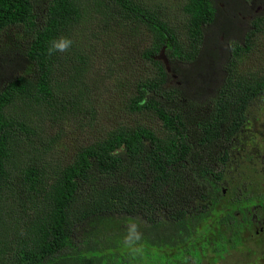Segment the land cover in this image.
<instances>
[{"label": "trees", "instance_id": "obj_1", "mask_svg": "<svg viewBox=\"0 0 264 264\" xmlns=\"http://www.w3.org/2000/svg\"><path fill=\"white\" fill-rule=\"evenodd\" d=\"M176 1L177 24L152 1L49 0L39 25L32 0H0V32L21 27L30 37V70L0 93V264L218 263L244 245L254 214L264 239V139L258 169L227 150L204 162L206 150L233 147L253 109L264 134V65L239 69L264 32V0ZM88 17L103 19L97 34L78 33ZM116 26L150 35L141 58L153 77L136 86L128 111L150 114L159 128L119 125L65 162L50 130L70 111L94 110L84 40L95 45ZM61 37L72 47L49 56ZM181 100L213 105L197 123V144L169 108ZM238 165L249 171L237 179Z\"/></svg>", "mask_w": 264, "mask_h": 264}, {"label": "rangeland", "instance_id": "obj_2", "mask_svg": "<svg viewBox=\"0 0 264 264\" xmlns=\"http://www.w3.org/2000/svg\"><path fill=\"white\" fill-rule=\"evenodd\" d=\"M152 1V3H151ZM38 23L45 20V14L49 0H32ZM154 5L160 15L167 16L176 24L181 23V3L176 0H145ZM91 22L83 23L80 31L87 33L97 31L103 26L100 17H88ZM82 39V38H80ZM151 38L143 29L135 26L112 27L110 32L99 35L95 45L84 40L85 48H88L90 71H86L88 79L86 90L90 103L94 110L83 106L75 111L68 112V116L50 130V135H59L58 155L67 162L78 147L95 142L102 138L108 130L119 125L143 124L154 129L159 128V123L150 114H132L128 111L129 100L136 93V86L146 79L153 77V68L141 58L142 51L148 46ZM30 43L29 35L21 27H10L0 32V93L5 89L7 82L25 75L30 70V64L24 57V51ZM163 58V57H162ZM164 59V58H163ZM264 65V32L254 38L253 49L243 61L239 63L242 72H255ZM212 103L204 105H191L188 101L181 100L169 108L181 113L190 132V140L197 144L200 129L197 123L208 120L212 114ZM135 118V119H134ZM248 126L238 133L233 139V147L224 144L221 148L206 150L208 156L204 160L207 163L210 157L213 160L228 151L229 156L235 160L249 155L253 158L250 168L258 169V149L264 139V134H258V111L253 109ZM157 126V127H156ZM264 150V147H263ZM59 160V158H58ZM259 166L261 163L259 162ZM254 167V168H255ZM221 170L224 166H221ZM232 171V169H231ZM249 170L237 167V179L246 175ZM252 178V179H251ZM250 180L258 183V176L252 175ZM253 182V183H254ZM256 195H258V186ZM256 223L250 232L244 235V245L229 252L218 263V258L205 259L203 264H264V239L261 235L251 238L258 231Z\"/></svg>", "mask_w": 264, "mask_h": 264}, {"label": "clouds", "instance_id": "obj_3", "mask_svg": "<svg viewBox=\"0 0 264 264\" xmlns=\"http://www.w3.org/2000/svg\"><path fill=\"white\" fill-rule=\"evenodd\" d=\"M72 40L61 37L59 40H53L51 46L47 49V54L52 56L56 52L65 53L72 47Z\"/></svg>", "mask_w": 264, "mask_h": 264}, {"label": "flooded vegetation", "instance_id": "obj_4", "mask_svg": "<svg viewBox=\"0 0 264 264\" xmlns=\"http://www.w3.org/2000/svg\"><path fill=\"white\" fill-rule=\"evenodd\" d=\"M253 220H254V222L258 223V217H257L255 214L253 215ZM261 229H264V228L262 227ZM263 231H264V230H263ZM263 231H262V232H263ZM255 235L258 236V231L256 232Z\"/></svg>", "mask_w": 264, "mask_h": 264}, {"label": "bare ground", "instance_id": "obj_5", "mask_svg": "<svg viewBox=\"0 0 264 264\" xmlns=\"http://www.w3.org/2000/svg\"><path fill=\"white\" fill-rule=\"evenodd\" d=\"M141 98V97H140ZM154 102V101H153ZM154 105V104H153ZM143 107V106H142ZM169 113V112H168ZM135 119V118H134ZM157 121V120H156ZM157 127V126H156ZM155 134V133H154ZM161 135V134H160ZM176 135V134H175ZM162 142V141H161ZM169 143V142H168ZM194 146V145H193ZM248 169V168H247ZM231 208V207H230ZM242 208V207H241ZM240 208V209H241ZM235 209V208H234ZM243 209V208H242ZM227 213V212H226ZM232 213V212H231ZM251 223V222H250Z\"/></svg>", "mask_w": 264, "mask_h": 264}]
</instances>
